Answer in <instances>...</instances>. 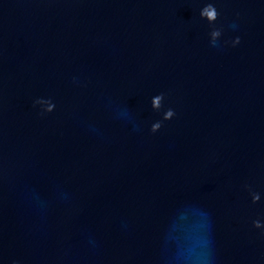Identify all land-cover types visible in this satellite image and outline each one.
<instances>
[{"label": "water", "instance_id": "95a60500", "mask_svg": "<svg viewBox=\"0 0 264 264\" xmlns=\"http://www.w3.org/2000/svg\"><path fill=\"white\" fill-rule=\"evenodd\" d=\"M0 264H264V0H0Z\"/></svg>", "mask_w": 264, "mask_h": 264}]
</instances>
